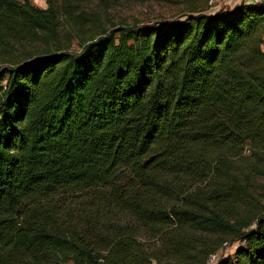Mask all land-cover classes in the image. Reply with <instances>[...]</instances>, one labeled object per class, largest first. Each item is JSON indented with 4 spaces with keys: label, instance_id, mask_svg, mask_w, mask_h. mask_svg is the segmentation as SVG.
Masks as SVG:
<instances>
[{
    "label": "trees",
    "instance_id": "obj_1",
    "mask_svg": "<svg viewBox=\"0 0 264 264\" xmlns=\"http://www.w3.org/2000/svg\"><path fill=\"white\" fill-rule=\"evenodd\" d=\"M46 4L0 0V30L54 35ZM247 143L264 149V2L0 67V264H182L196 232L238 240L216 264H264V215L217 211L233 187L221 154Z\"/></svg>",
    "mask_w": 264,
    "mask_h": 264
},
{
    "label": "rangeland",
    "instance_id": "obj_2",
    "mask_svg": "<svg viewBox=\"0 0 264 264\" xmlns=\"http://www.w3.org/2000/svg\"><path fill=\"white\" fill-rule=\"evenodd\" d=\"M30 1L35 8H47V0ZM228 2L230 0H57L54 35L39 29L27 34L22 25L16 24L7 32L0 30V67L59 49L75 54L80 51L83 42L119 27L171 22L185 16L192 9L208 13L224 6L229 7ZM221 161L232 174L233 187L222 193L229 197L218 206V213L231 223L264 215V149L252 148L247 143L236 153H222ZM197 189L208 192L211 188L205 184L194 185L188 192ZM79 206L84 207L85 204ZM114 221L121 226L136 224L128 217ZM140 232L142 238L148 239L147 232ZM188 234L196 238L195 249L189 252L182 264H205L208 258L203 257V253L207 250L214 247L217 249L215 253L227 256L233 253L238 244V240L230 235L201 232ZM158 239L155 236L149 240L148 245L155 243V247L159 246Z\"/></svg>",
    "mask_w": 264,
    "mask_h": 264
},
{
    "label": "crops",
    "instance_id": "obj_3",
    "mask_svg": "<svg viewBox=\"0 0 264 264\" xmlns=\"http://www.w3.org/2000/svg\"><path fill=\"white\" fill-rule=\"evenodd\" d=\"M264 2V0H230V2H228L229 7L224 6L225 8H232L233 6L240 4V3H244V4H255V3H262ZM221 9V8H218Z\"/></svg>",
    "mask_w": 264,
    "mask_h": 264
},
{
    "label": "built area",
    "instance_id": "obj_4",
    "mask_svg": "<svg viewBox=\"0 0 264 264\" xmlns=\"http://www.w3.org/2000/svg\"><path fill=\"white\" fill-rule=\"evenodd\" d=\"M220 255L218 253L210 254L205 262V264H216Z\"/></svg>",
    "mask_w": 264,
    "mask_h": 264
}]
</instances>
